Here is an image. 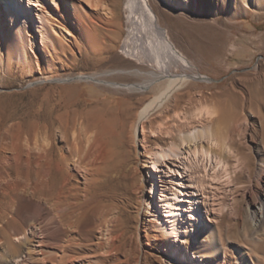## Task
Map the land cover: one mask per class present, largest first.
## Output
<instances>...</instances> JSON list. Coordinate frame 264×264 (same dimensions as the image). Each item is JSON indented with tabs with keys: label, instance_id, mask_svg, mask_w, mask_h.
Listing matches in <instances>:
<instances>
[{
	"label": "rangeland",
	"instance_id": "1",
	"mask_svg": "<svg viewBox=\"0 0 264 264\" xmlns=\"http://www.w3.org/2000/svg\"><path fill=\"white\" fill-rule=\"evenodd\" d=\"M54 1L64 15L57 21L46 19L52 12L49 0H0V18L11 15L18 39L12 49L0 40V162L10 155L4 147L17 143L21 151L26 137L32 143L40 133L49 144L51 164L45 177L50 190L32 195L30 185L15 195L0 193L1 222L16 220L2 224L0 239L14 235L15 226L26 232L36 247L35 264H46L54 250L62 255L59 264H172L182 256L171 246L170 234L157 227L164 217L157 203L161 192L170 197L174 187L183 211L182 264H242L238 249L244 233L249 240L264 228V214L251 220L262 200L264 209V192L256 181L264 166V0H238L236 10L228 0H146L152 10L154 2L183 23L177 28L163 17L157 24L156 16L155 27L166 38L167 31L176 37L171 45L187 68L172 62L160 42L150 52L138 39L134 0H104L112 14L85 0ZM51 24L71 36L50 39ZM164 66L170 74L186 71L211 82L185 79L138 123L142 108L167 87ZM77 76H96L111 85L70 80ZM205 105L215 112L208 127L217 131L218 145L208 148L201 140L198 150L202 146L224 166L215 170L199 162L197 174L187 163L194 159V144L181 142L175 124L177 115L189 117ZM87 141L93 143L91 165H73L75 145L82 149ZM171 146L180 149V156L155 171L154 153ZM14 167L6 171L21 183L25 171L17 174ZM150 174L156 179L154 200ZM24 201L41 204L48 215L41 224L27 227ZM212 231L219 252L209 249ZM49 232H56L57 243L45 238ZM168 247L174 251L172 261Z\"/></svg>",
	"mask_w": 264,
	"mask_h": 264
},
{
	"label": "bare ground",
	"instance_id": "2",
	"mask_svg": "<svg viewBox=\"0 0 264 264\" xmlns=\"http://www.w3.org/2000/svg\"><path fill=\"white\" fill-rule=\"evenodd\" d=\"M85 1L87 2V4H90L91 6L93 5L94 7L96 5H97L96 7H103L104 6L102 8L103 11L106 10V12L108 11L109 14L113 13L110 9H108V7L107 8L105 7L104 4H106V3L104 2V0H98V1H96L95 4H92L90 0H85ZM184 1L185 0H183L182 2H184ZM134 2L136 5V8L134 9V12H133L134 25L140 30V32L138 34V39L145 44V46L147 47V49L150 52L152 50H154L153 43L155 41L160 42L162 45H164L167 48L169 53L172 55V57H173L172 62L180 63L181 66H183L184 68H187L188 63L185 62L183 60V58H181L180 56H178L175 53L174 48L171 45L172 44L171 40H176V37L172 36V34H170V32L165 30V31H167V33H168L167 35L170 38L169 39L167 37L168 40L171 42V43H169L167 38H166V33L163 31L159 32L158 29H156V27H155L156 16H157V24L159 21L160 22L163 21V17H166V18H169L170 20H173L174 21L173 23H175L177 28H178L179 24H183L179 20V18L176 16H171L169 13H167L159 5H156L154 2H152V3L154 5V7L156 8L157 13H155V11H153L155 8H153V10H152L148 6L146 0H134ZM226 3L230 4L231 9H233V10H236L239 7L238 0H228V2H226ZM48 4L50 5L52 12L47 11V16H48V18H46L47 20H49V21L56 20L57 21V17L63 18L64 15H63L62 8H60V6L58 5V3L56 1L49 0ZM7 7L8 6L6 5L5 8H7ZM12 8H13V6H12ZM103 13L105 14V12H103ZM4 17L2 16L0 18V40L6 41V43L8 44V47L12 49L13 46L18 43L17 42L18 39L16 38L17 33L14 32V24H13V19H12L11 15L10 14L8 15V19L6 21H5ZM8 26H10V29L8 28ZM49 27H50L49 30L51 33L50 39H52V40L60 38V37L66 39L67 36H69V37L71 36L70 32L67 31V29H65V28H61L60 26H59L60 28H54V26H52V24ZM183 27H186V26H183ZM45 29H48V28L45 27ZM180 29L181 28H179L177 31L180 32ZM179 32H178V34H179ZM180 35H182V34H180ZM186 42H187V40H186ZM30 43L34 44L35 39L32 38ZM137 72L138 71H136V73ZM105 76H106V74H105ZM79 77H86L91 82H102L105 85H111V83H109V82L98 80V78L96 76H79ZM162 78L170 79L168 84H167L166 89L158 97H156L153 100H151L150 102H148L142 108V110L140 111V114H139V122L138 123H141L142 121H144L150 115V113L153 110H155L157 107L162 105V103H164L166 100H168L169 96L181 86V84L183 83V81H185V79L196 80V79H201L202 77L191 75L186 71H183L180 74H170V70L168 69V67L164 66ZM85 81H88V80H85ZM214 114H215L214 110L212 108H210L209 106L207 107L205 105V106H202L199 108L196 107L192 111V113L189 117H186L183 115L180 116L181 114L177 115V117H176V118H178V120L176 121L175 125L178 126V128L177 127L176 128L179 131V136H180L181 142L182 143L185 142L187 144H194V147L191 148V150H192L191 156H192V158L194 156V159L190 158L189 159L190 162H188V160L186 158H185V160H187V163L194 166V169H196L194 171L197 172V174H199V171H198L199 170L198 165L200 164L199 162H202V167H204V163H206V164L210 163V165H212L213 168L215 167V170L216 169L220 170L224 166L220 161H217L218 159H216L215 161L214 160L212 161V159H214V158H211V156H209L208 153H210V152L207 149H206L207 152L204 151L205 149L202 150V146H200L201 151L198 150L199 148L197 145V143L201 142V140L207 141L208 148L218 145V143L216 141L217 137L215 136L216 130L215 131L210 130V128L208 127L209 123L213 120ZM34 137H35V139H34V142H32V143L29 140V138L26 137L25 141L22 144L21 151L19 150V146H21V145H18L17 143H11L10 145H7L6 147H4V150L7 151L10 155L8 157H6V159L2 158L3 161L0 162L1 163L0 164V193L1 194L15 195L16 190L17 191H20V190L23 191V189H27L26 187H28L30 185L33 186L32 195L36 194L40 189H45L46 187L48 188V190L51 189L50 186L48 187V184L46 181L47 179L45 180V177L48 176L50 168H51L50 159L48 158V152H49L48 151V147H49L48 145L49 144L47 142V139L44 138L40 133ZM44 143H46V144L44 145ZM92 145H93V143H92ZM92 145H91L90 141H87L84 148H82V149L79 146L77 148V145H75L76 148L75 147L74 148L76 150V154H78V158L73 161V165H78V167H80L81 164H84L85 167H88L91 165L92 161L90 162L88 160V158L90 157L91 150L93 149ZM95 146H94V148H95ZM175 148L171 146L167 150L156 151L153 155L152 168L155 171H159L158 166H160L161 164L167 165L166 160L168 161V158L175 159L178 156H180L178 154V151H180V149H177V148L175 149ZM227 149L228 148L224 147V150H227ZM198 152H199L198 155L200 156V159L196 155ZM185 154H187V153H185ZM188 154H190V153H188ZM187 155H185V156H187ZM196 158H197V160H196ZM172 162H173V160H172ZM52 163H53V161H52ZM10 166H15L14 168H15L16 173L18 172L19 169H24V171H25L24 173L26 176V177H24L25 180L20 183L18 177H13V176L8 175L6 170H8L7 168ZM89 168H91V167H89ZM58 170H60L59 167H58ZM169 170L171 171V169H169ZM194 171H193V173L196 174ZM30 174H33V176H34L33 179L29 178ZM150 176H151V182H152V186H153L150 190V194H151V199L154 200L156 198L155 197L156 192L154 191L156 179L152 176V174H150ZM67 177H69V176H67ZM198 177H200V176H198ZM199 181H200V179H199ZM256 181H257V184L260 186L261 191L264 192V166H262L259 169V172L256 175ZM176 191H177V188L174 189V187H171L169 189L170 197H167V195L165 194L166 191L161 192V194H160L161 196H160L159 201L157 203V209H159V211L162 212L164 217H162L161 219L158 220L159 223L157 224V227L160 228V230H162L164 232L166 231L168 234H170L169 236L171 237V246H175L177 252L180 251V253H181L182 257H179L177 259V261H173L172 264H182V258H184L186 256V252H185V248H184V240L180 236V229H181V223H182L181 215L183 214L182 213L183 211H181L182 210L181 209V203L177 197ZM152 200H149L146 202L147 206L150 207V203ZM40 205L41 204H39V203H33V202H29V201L23 202V206L21 208L22 215L25 218V222L31 223V224L29 223L30 225H28L27 227H32V226L38 225L40 223V221L42 222L43 216L44 217L48 216L47 213H46V215L43 214V210H41ZM258 205L259 206L255 207L251 212V220H256V218H258V217L260 218L261 215L264 214L263 200H262V202H258ZM182 208H183V206H182ZM193 209H196V207L193 206ZM48 214H49V212H48ZM50 216H51V214H50ZM15 222H16V220H14V219L13 220L7 219L3 222H1V220H0V227L3 226L2 224L12 223V225H13V224H15ZM60 227H61V225H60ZM58 228H59V226H58ZM16 229L17 228L15 226L13 229L14 235H11L9 237L5 236V238L3 236V238H4L3 241H2V239H0V264H13V263L14 264H22L23 261L27 262L28 264H35L36 259L34 258V254L36 251V247L34 245H31V242H30L31 237L26 232L24 234H21ZM57 229H56V232H57ZM41 231L43 233H46L47 230H45L41 227ZM56 232H51V233L49 232L48 235H45L46 236L45 238L48 241L54 243L56 238H58ZM254 234L255 235L248 240L247 238L245 239L246 233H244V239H243L244 241L242 243L243 247L238 249V254L240 256V260H241L242 264H264V228L263 229L261 228V230H257L256 233H254ZM21 235H23L22 238L21 237L15 238V237L21 236ZM210 235H212V236H210V237H212V242H211V245L209 246V249L212 251L214 250L215 252H219L221 250V248H220V245L218 244V242L215 240V236L213 234V231L211 232ZM57 242L58 241H56L55 243H57ZM231 244H233V243H231ZM51 245H54V244H51ZM51 245H50V247H51ZM63 245H64V243H63ZM45 246H47V245H45ZM171 246H169V247H171ZM169 247H168L169 255H170L169 260L172 261V258H173L172 256L174 254V251L171 250L172 248L170 249ZM236 247H239V246H236ZM54 251L48 253V257H46V260H47L46 264H59L60 261L62 260V255L59 253H56ZM211 253L213 254V252H211ZM19 260H20V263H19ZM38 262H40V261H38Z\"/></svg>",
	"mask_w": 264,
	"mask_h": 264
},
{
	"label": "water",
	"instance_id": "3",
	"mask_svg": "<svg viewBox=\"0 0 264 264\" xmlns=\"http://www.w3.org/2000/svg\"><path fill=\"white\" fill-rule=\"evenodd\" d=\"M70 80L71 81H73V80H88L89 81V79H87L86 77H79V76L71 78ZM196 80H204V81H207V82H211V80L208 79V78H201V79H196ZM59 81H62V80H59Z\"/></svg>",
	"mask_w": 264,
	"mask_h": 264
}]
</instances>
